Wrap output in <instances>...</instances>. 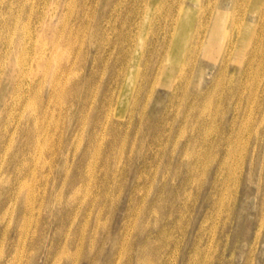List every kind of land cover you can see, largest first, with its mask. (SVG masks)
<instances>
[{
	"label": "rangeland",
	"instance_id": "rangeland-1",
	"mask_svg": "<svg viewBox=\"0 0 264 264\" xmlns=\"http://www.w3.org/2000/svg\"><path fill=\"white\" fill-rule=\"evenodd\" d=\"M0 264H264V0H0Z\"/></svg>",
	"mask_w": 264,
	"mask_h": 264
},
{
	"label": "bare ground",
	"instance_id": "bare-ground-1",
	"mask_svg": "<svg viewBox=\"0 0 264 264\" xmlns=\"http://www.w3.org/2000/svg\"><path fill=\"white\" fill-rule=\"evenodd\" d=\"M4 92H5V90H2V94H3V95L5 94ZM3 95H2V96H3Z\"/></svg>",
	"mask_w": 264,
	"mask_h": 264
}]
</instances>
